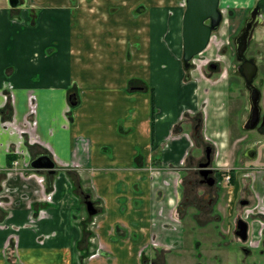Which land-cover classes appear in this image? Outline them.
Instances as JSON below:
<instances>
[{
	"label": "crops",
	"instance_id": "1",
	"mask_svg": "<svg viewBox=\"0 0 264 264\" xmlns=\"http://www.w3.org/2000/svg\"><path fill=\"white\" fill-rule=\"evenodd\" d=\"M166 4L0 0V264H148L157 245L179 246L183 227L162 209L191 150L177 134L182 107L198 99L188 86L174 106L166 95L157 104L156 91L173 88L172 65L152 62ZM131 79L140 88L128 91ZM216 95L205 125L214 141L227 130ZM40 154L53 172L30 166Z\"/></svg>",
	"mask_w": 264,
	"mask_h": 264
},
{
	"label": "flooded vegetation",
	"instance_id": "2",
	"mask_svg": "<svg viewBox=\"0 0 264 264\" xmlns=\"http://www.w3.org/2000/svg\"><path fill=\"white\" fill-rule=\"evenodd\" d=\"M140 9L141 8H137V11ZM263 22L264 19L256 28ZM252 39L253 36L246 50V57L252 58L256 65V73L252 80V85L258 90V97L255 100L257 113L253 115L254 118H252L251 114L252 95L250 89L245 85L244 76L240 73L239 68L241 61L236 57L235 44L233 41V58L236 62L232 65L235 66V70L247 90V115L242 124L238 126V130L241 132L233 133L234 143L238 144L239 147L243 146L241 151L239 148L236 150V154L240 156L238 158L234 157L230 163L228 161L220 163L215 158L216 141L206 136L205 133L208 98H203L200 101L197 100L195 109H192L190 105H183L182 119L186 113L188 125H184V127L183 125H179V127H177L179 133L177 134H187L190 138L189 145L193 152L191 154L189 153L190 155L185 158L184 165L178 168L179 181L174 188L175 199L173 203L178 217L181 216L182 219L188 217L195 222L203 219L201 227H205L208 224H216L213 227V229L215 228L218 231L216 235V244L218 247L221 246L222 248H226L232 253L233 248L226 247L225 244L219 242V238L224 237L219 226L221 223H225L227 227L226 232L229 237H231L232 241L226 244L232 245L233 243L237 245L239 250L244 253L245 258H249L244 260V262L242 261L241 264H248V262L249 264H264V192L260 189V187L264 188V93L260 88L264 83V72L259 73L260 66L256 58L252 54H249ZM206 48L203 51H205ZM203 51L192 58L191 66L188 69L184 68L182 62L184 74L189 75L194 69H198L206 79L214 83L217 80L213 78L214 74L220 73L221 71V73L224 74L227 72V69L225 67V70H222L221 62L217 59H201V62L196 64L194 61L195 58ZM221 51L224 52L225 48L223 47ZM195 65H198V67H195ZM204 70L205 75L203 73ZM187 80L191 81L189 77ZM136 82V80L131 79L127 85L129 89L128 87H126V89L128 91H134L136 88H140ZM204 91L207 92L208 90ZM227 104V108H229L228 101ZM232 112L236 114L238 110H231V113ZM152 113H156V111L154 112V108H152ZM231 113L227 110V124ZM152 121H154L153 114ZM188 126L191 130L192 137L189 136ZM229 130L230 127L228 125L225 132L227 139H229L230 135ZM242 131L246 132L245 135H242ZM169 138L172 142L173 139L179 137L172 136ZM169 143V140L166 141V144ZM199 150H201V152H199ZM83 198L84 203L86 200H91L95 207V203L89 195H84ZM95 209H97V207H95ZM239 219L245 222V238L240 235L243 222L239 224ZM194 241V244L199 246L198 241ZM158 251L161 250H157L156 252L158 253ZM157 256L160 257V255ZM222 257L221 254L216 255L218 264L221 263ZM143 260L148 263L145 258ZM152 263L153 261L150 260L149 264Z\"/></svg>",
	"mask_w": 264,
	"mask_h": 264
},
{
	"label": "rangeland",
	"instance_id": "3",
	"mask_svg": "<svg viewBox=\"0 0 264 264\" xmlns=\"http://www.w3.org/2000/svg\"><path fill=\"white\" fill-rule=\"evenodd\" d=\"M164 1V0H158ZM257 0H220L219 8L222 13V21L220 26L216 31L212 33L211 39L205 51H203L197 58H195L196 64L201 62V59H217L221 62L222 70L227 69V72L222 74L216 73L213 78L217 80L212 83L209 79H206L198 69H194L189 75L184 74L183 80L179 76V72L182 70V53H183V43L181 36V28H182V13H180L181 9L184 10L185 0H166V6H162L165 8L163 12L158 13L154 21V33H157L156 38L153 37V41L156 44V50H158L157 56L153 58L152 62L155 66H157L158 62L172 65V81L173 88L169 90L166 94H162L160 90L156 91L157 96V104L162 102L163 97L166 95V99L168 103H172L173 106L176 102V96L180 95L183 90L189 87V90L194 89L195 93L193 98L198 99L199 101L203 98L212 99L211 92L217 90L216 99L220 101V109L222 112V117L227 113V110H238V113L232 112L229 116V122L226 123V129L229 125L230 127V135L229 139L226 137L216 139V154L215 158L220 162H229L234 158H238L240 155L236 154V150L239 148L240 151L243 146L239 147L238 144H235L233 139V133L241 132L238 130V126H240L245 119L246 106H247V90L245 89L241 78L236 72V68L232 65L236 60L233 58L234 50H233V37L239 31L240 27L243 24L245 17L249 14V9L256 3ZM181 26V27H180ZM154 36V35H153ZM225 48V51H221L222 48ZM161 50L166 51L167 53H159ZM249 54L253 55L259 66V73L264 72V22L258 26L254 33L253 39L250 44ZM163 57L160 59L161 56ZM198 67V65H195ZM160 70H158L159 72ZM157 72V71H156ZM205 75V70H204ZM164 74V73H163ZM168 74V73H167ZM165 75V74H164ZM188 77L191 81H188ZM180 78V79H179ZM179 79V81H178ZM228 82V83H227ZM261 85V84H260ZM262 92L264 93V83L260 87ZM129 89V87H128ZM188 90V89H187ZM204 90H208L205 92ZM187 93V92H186ZM204 95V96H203ZM209 99V105L207 103L206 108L212 104ZM227 101L229 103V108H227ZM197 105L193 106L192 109H195ZM156 122L160 118L161 108L155 105L154 112ZM172 111L168 110L166 116L168 118L172 117ZM207 110V117L208 116ZM187 114L183 118V127L184 125H188ZM189 136L192 137L191 130L188 126ZM246 132L242 131V135H245ZM226 136V135H224ZM193 150H190V154ZM201 152V150H199ZM189 154V155H190ZM80 190V189H79ZM84 196V193L82 194ZM84 198H81L83 202ZM79 205L84 208L83 203ZM172 209V222L177 225L183 227L182 232V241L179 246L171 245L167 248H163L161 245H157L155 250L158 253H153L152 264H218L216 255L221 254L222 261L220 264H241L244 260L249 258H245L244 253L239 250L237 245L233 244L228 245L226 243H230L231 237L226 232V224L221 223L219 226L220 230L223 232L222 238H219V242L225 244L226 247L233 248V251H228L226 248L218 247L216 244V235L217 229H213L216 225L208 224L205 227H201L203 224V219L198 222L193 221L190 218L185 217L182 219L181 216L178 217L177 211L175 209L174 203L169 205V208H163V211ZM171 213V212H170ZM169 213V214H170ZM213 216V215H211ZM179 219V220H178ZM181 219V221H180ZM216 233V234H215ZM194 240L198 241V245L194 244ZM164 249V250H163ZM163 250V251H162ZM162 253V254H161ZM231 253V255H230ZM156 254V256H155ZM157 255H160L157 256ZM83 256V255H82ZM84 258V257H83ZM81 258V259H83ZM150 261V260H149ZM148 261V264H149ZM249 264V262H248Z\"/></svg>",
	"mask_w": 264,
	"mask_h": 264
},
{
	"label": "water",
	"instance_id": "4",
	"mask_svg": "<svg viewBox=\"0 0 264 264\" xmlns=\"http://www.w3.org/2000/svg\"><path fill=\"white\" fill-rule=\"evenodd\" d=\"M12 6H16L19 0H9ZM220 0H185V9L182 16V43L183 53L182 62L185 69L191 66L192 58L203 51L209 44L212 33L218 29L222 21V13L219 8ZM264 19V0H257L249 10L240 30L235 35L236 57L241 61L240 73L244 76L245 85L250 89L252 95V118L257 113L255 100L258 97V90L252 85V80L256 73V65L252 58L246 57V50L253 36V32L258 24ZM70 103L76 104L75 93L70 94ZM30 166L36 169H46L48 172L54 171L55 163L48 154H40L35 157ZM86 209L89 214H94L96 209L91 200L85 201ZM243 222V223H242ZM240 235L246 237L245 222Z\"/></svg>",
	"mask_w": 264,
	"mask_h": 264
},
{
	"label": "trees",
	"instance_id": "5",
	"mask_svg": "<svg viewBox=\"0 0 264 264\" xmlns=\"http://www.w3.org/2000/svg\"><path fill=\"white\" fill-rule=\"evenodd\" d=\"M13 155H10L9 157H8V160H9V162H11L12 160H13ZM83 255V254H82Z\"/></svg>",
	"mask_w": 264,
	"mask_h": 264
},
{
	"label": "built area",
	"instance_id": "6",
	"mask_svg": "<svg viewBox=\"0 0 264 264\" xmlns=\"http://www.w3.org/2000/svg\"><path fill=\"white\" fill-rule=\"evenodd\" d=\"M14 163L16 164V161Z\"/></svg>",
	"mask_w": 264,
	"mask_h": 264
}]
</instances>
